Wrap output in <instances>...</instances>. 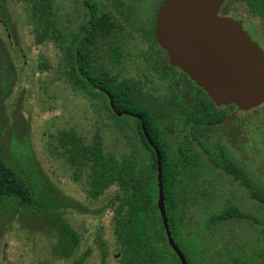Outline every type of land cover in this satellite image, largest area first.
I'll list each match as a JSON object with an SVG mask.
<instances>
[{
  "label": "rangeland",
  "instance_id": "obj_1",
  "mask_svg": "<svg viewBox=\"0 0 264 264\" xmlns=\"http://www.w3.org/2000/svg\"><path fill=\"white\" fill-rule=\"evenodd\" d=\"M83 1L53 0L58 26L67 36L88 12ZM91 1L114 13V0ZM121 1L127 10L138 6H134L135 0ZM144 5L142 1L140 16ZM65 70L55 44L35 42L28 7L22 0H4L0 7V159L23 180L32 203L18 209L14 199L0 200V264H120L112 212L106 208L118 190L111 187L97 200H89L86 179L67 163L58 136L71 131L88 145L98 133L104 151L117 158L127 155L126 142L97 102L71 86ZM248 122L247 167L251 178L264 187V108L250 112ZM224 181L216 191L221 199L211 201L207 210L184 215L182 229L187 240L202 236L204 244L211 241L205 255L211 254L219 264L227 262L228 253L236 256L240 249L252 264H264V207L228 178ZM228 205L261 224L233 219L213 225L207 233L206 217ZM48 207L55 209V218L60 214L79 239L72 258L57 252L65 239L56 222H47L44 211ZM190 233L201 235L194 238Z\"/></svg>",
  "mask_w": 264,
  "mask_h": 264
},
{
  "label": "flooded vegetation",
  "instance_id": "obj_2",
  "mask_svg": "<svg viewBox=\"0 0 264 264\" xmlns=\"http://www.w3.org/2000/svg\"><path fill=\"white\" fill-rule=\"evenodd\" d=\"M142 1L145 8L140 16L138 9ZM166 1L135 0L134 6H138L132 7L128 10L129 15L118 21L120 27L108 41L112 51L118 52V61L110 63L104 56L101 63L108 67L109 76L117 85L124 84L126 94L121 99L116 97V108L113 97L102 87L107 81H100L96 91L101 94L102 101L95 102L111 120L113 129L123 136L134 173H138L137 168L150 166L147 153L149 150L154 152L156 176L139 172L136 176L139 182H155L158 200L157 150L161 161V183L180 185L174 197L187 201L181 202V208L182 214H189L199 208L207 210L211 201L222 198L216 191L218 186L225 185L224 178L246 194L241 183L244 178L253 177L247 167L248 114L258 112L264 105L249 111L235 105L217 106L187 74L170 64L167 52L155 38L156 15ZM120 4L124 6L123 1ZM260 4L263 0H224L218 17L239 23L264 54V16L258 11ZM103 96L110 112L119 121L110 118ZM123 105L128 110H121ZM96 135L102 141L100 135ZM162 151L175 160L169 176H162ZM251 180L262 186L255 179ZM191 200L203 202L195 205L188 202ZM187 242L192 245L189 260L179 250L186 264H219L211 254L205 255L210 252L211 241L204 244L201 236ZM173 258L180 264L175 254ZM227 259L223 264H234L233 257Z\"/></svg>",
  "mask_w": 264,
  "mask_h": 264
},
{
  "label": "trees",
  "instance_id": "obj_3",
  "mask_svg": "<svg viewBox=\"0 0 264 264\" xmlns=\"http://www.w3.org/2000/svg\"><path fill=\"white\" fill-rule=\"evenodd\" d=\"M114 1V13H112L103 5L101 7L91 0H84L83 4L88 12L77 25L76 30L67 36L58 26L52 9L53 0H22L28 7L35 42L39 45L52 43L57 46L67 68L66 79L71 86L90 100L100 102L101 94L96 90L100 87V81H107L102 87L110 93L114 105L118 108L116 97L119 99L124 97L125 86L122 83L117 85L115 79L110 78L108 67L101 63V57L104 56L110 63H117L118 52L112 51L108 41L119 29L120 18L125 19V16L129 15L128 10L120 4L121 0ZM3 3L4 0H0V7ZM258 11L264 16V0L263 4L259 5ZM103 100L110 118L118 120L110 112L105 96ZM120 108L128 110L127 106ZM58 139L59 148L67 163L86 179V195L89 200H97L111 187H116L118 190V194L106 208L112 212L113 235L119 247L120 264H179L177 259L173 258L174 253L167 244L166 234L157 211V184L141 183L136 177L139 172H144L150 177L156 176L154 152L149 150L147 153L150 166L137 168L138 173H134L128 155L117 158L114 153H106L98 135L88 145L71 131L60 134ZM160 153L162 176H169L175 160L165 156L163 151ZM241 184L250 200L264 207V187L254 183L250 177L244 178ZM179 186V184L163 183L165 210L171 237L189 260L192 245L188 244L187 234L182 229L184 215L187 214H182L181 208V202L187 201L174 197L179 191ZM3 197L14 199L18 209L32 203L23 180L0 159V200ZM188 202L197 205L203 201ZM53 210L55 211L53 207H48L44 215L49 224L51 220L58 224L57 230L65 239V245L61 240L57 252L65 259L72 258L79 239L62 222L59 213H57L58 218H55ZM198 210L200 211L201 208ZM233 219H249L261 224L260 220L241 213L235 206L228 205L219 212L210 213L206 217L204 229L211 233L213 225ZM189 237L195 238L197 234L190 233ZM228 256L233 257L234 264H252L250 256L243 249H240L236 256L231 253H228Z\"/></svg>",
  "mask_w": 264,
  "mask_h": 264
},
{
  "label": "water",
  "instance_id": "obj_4",
  "mask_svg": "<svg viewBox=\"0 0 264 264\" xmlns=\"http://www.w3.org/2000/svg\"><path fill=\"white\" fill-rule=\"evenodd\" d=\"M223 1H166L156 15L155 38L167 52L170 64L187 74L213 103L249 111L264 105V54L239 23L218 17ZM110 105L114 110L111 101ZM155 153L157 211L168 246L180 264H186L169 230L160 154Z\"/></svg>",
  "mask_w": 264,
  "mask_h": 264
}]
</instances>
